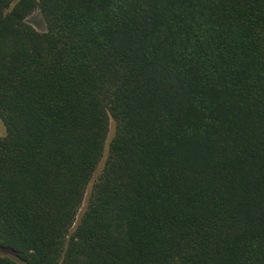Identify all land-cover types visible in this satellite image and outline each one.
<instances>
[{
    "label": "trees",
    "instance_id": "16d2710c",
    "mask_svg": "<svg viewBox=\"0 0 264 264\" xmlns=\"http://www.w3.org/2000/svg\"><path fill=\"white\" fill-rule=\"evenodd\" d=\"M0 120V264H264V0H0Z\"/></svg>",
    "mask_w": 264,
    "mask_h": 264
},
{
    "label": "rangeland",
    "instance_id": "374dc122",
    "mask_svg": "<svg viewBox=\"0 0 264 264\" xmlns=\"http://www.w3.org/2000/svg\"><path fill=\"white\" fill-rule=\"evenodd\" d=\"M27 22L29 24H31L36 30L40 31V32H44L46 27H45V21L43 18V15L41 14V12L36 9L34 10L32 13H30L27 18H26ZM113 131H114V122L112 120L109 121V125H108V132H107V136H106V141H105V145H104V151H103V155L102 158L96 168V171L94 172L93 175V179L97 178L98 174L100 173L101 167L103 165V162L107 156V150H108V143L110 138L113 135ZM6 133V128L5 125L3 124V122L0 120V137L5 135ZM91 185L88 186L87 191H86V195L84 198V201L81 205V209L84 207L85 205V201L87 199V195L89 193ZM20 264H24L23 262H20Z\"/></svg>",
    "mask_w": 264,
    "mask_h": 264
}]
</instances>
